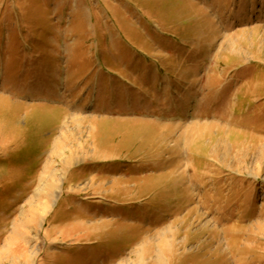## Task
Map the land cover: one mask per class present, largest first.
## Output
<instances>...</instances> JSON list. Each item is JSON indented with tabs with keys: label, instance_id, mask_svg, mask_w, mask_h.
Here are the masks:
<instances>
[{
	"label": "rangeland",
	"instance_id": "rangeland-1",
	"mask_svg": "<svg viewBox=\"0 0 264 264\" xmlns=\"http://www.w3.org/2000/svg\"><path fill=\"white\" fill-rule=\"evenodd\" d=\"M160 253L264 264V0H0V264Z\"/></svg>",
	"mask_w": 264,
	"mask_h": 264
},
{
	"label": "bare ground",
	"instance_id": "bare-ground-1",
	"mask_svg": "<svg viewBox=\"0 0 264 264\" xmlns=\"http://www.w3.org/2000/svg\"><path fill=\"white\" fill-rule=\"evenodd\" d=\"M6 110V109H5ZM113 232V231H112ZM112 234V233H111ZM141 245V244H140ZM159 245V244H158ZM142 246V245H141ZM131 248V247H130ZM163 253V252H162ZM162 253H160V254H158L157 255V257H156V263H158V264H162L163 263V257H162ZM165 254V253H164ZM164 254H163V256H164ZM169 257L171 258V255H170V253H169ZM170 258H169V260H170ZM140 263V262H139Z\"/></svg>",
	"mask_w": 264,
	"mask_h": 264
}]
</instances>
